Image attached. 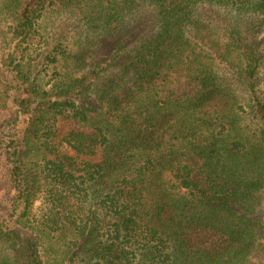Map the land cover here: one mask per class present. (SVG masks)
<instances>
[{"label":"trees","instance_id":"16d2710c","mask_svg":"<svg viewBox=\"0 0 264 264\" xmlns=\"http://www.w3.org/2000/svg\"><path fill=\"white\" fill-rule=\"evenodd\" d=\"M58 1L10 0L12 34L31 38ZM144 1L112 2L101 30L118 31L120 7ZM148 1L153 30L134 46L115 43L88 76L66 72L44 89L0 54V100L10 98L26 121L0 129V264H70L80 255L128 264L139 253L152 264H243L256 253L264 264V218L249 203L264 183L262 53L237 29L223 41L203 16L222 7L264 25V0ZM219 62L249 93L247 108ZM111 67L121 75L95 88L92 77ZM42 180L47 210L37 226L31 207Z\"/></svg>","mask_w":264,"mask_h":264},{"label":"rangeland","instance_id":"374dc122","mask_svg":"<svg viewBox=\"0 0 264 264\" xmlns=\"http://www.w3.org/2000/svg\"><path fill=\"white\" fill-rule=\"evenodd\" d=\"M75 1L79 2L69 5L67 0L58 1L57 5L45 11L36 20L35 31L32 33L31 38L23 41L15 37L10 29L14 19V13L9 8L10 0H0V54L4 53L6 56L9 53V55L11 54L12 57L19 60L23 71L31 79L36 78L37 83L44 89L52 88L57 83L60 75L66 72L75 76H88L96 61L102 63L101 67L106 66V63L102 61L111 55L115 43L126 40V45H129V47L134 46L135 43L139 44L138 41L145 38L153 30L155 12L152 3L148 0L141 2L142 4L138 5L139 7L133 6L135 8L132 9L126 6L120 7L123 22L117 27L120 29L112 34L101 30V16L109 8L111 9L112 2H121L122 0ZM203 11L204 18L217 26L223 41H226L225 39L233 29H237L247 41H257L259 43L260 52L262 53V65L259 72L258 93L264 96V25H260L254 16L241 17L235 12L225 10L222 7H204ZM253 23L257 24L253 25ZM116 25L117 23L113 26L116 27ZM74 54L82 57L80 63H73V60L68 57ZM231 59L238 61L234 55ZM226 65V62H219V72L231 80L238 90L241 103L247 108L249 93L239 82H235L232 76L233 71L227 68ZM9 74L11 75V73ZM120 75L121 72L118 67L100 69V74L93 76L92 82L94 87L99 89L102 87L103 82L109 78H118ZM4 88L6 89L5 84ZM6 99L9 100L10 98L4 95V100H0V102H4V106L0 107V129L4 130V135L10 133L9 128L11 125H9V121H13V126L19 125L20 127H23L26 122L23 116L18 120L16 110L13 106L10 108L11 106L8 105ZM257 125L264 127L262 123ZM66 126H69V124ZM260 143L264 146V140ZM1 158L2 156L0 160H2ZM244 163L248 164L245 160ZM0 167L2 166L0 165ZM244 173L246 172L244 171ZM245 179L244 177L243 181ZM41 183L43 184L41 188L43 190L39 191L31 207V217L34 220L33 223L37 226L41 224L43 214L47 210L46 184L43 180ZM3 185L0 182V197L5 196L6 193V190H3ZM181 189L179 188L178 191H181ZM182 191L187 192L185 188ZM251 197L249 199L250 206L255 207V213L264 218V183ZM155 223H159V221L156 220L153 224ZM48 246L53 253L57 255L64 254L65 246L63 243H59L57 239L49 238ZM98 261V259L91 261L84 255H80L70 264H88V262L89 264H97ZM67 263L69 262L67 261ZM128 264H152V262L150 258L147 259L146 256L139 253L138 259ZM243 264H258L257 254L253 253L247 256Z\"/></svg>","mask_w":264,"mask_h":264}]
</instances>
